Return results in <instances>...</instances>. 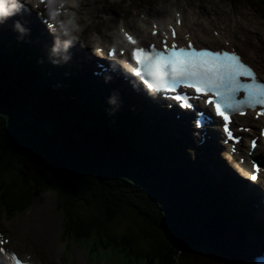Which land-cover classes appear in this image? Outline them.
<instances>
[{
    "label": "trees",
    "instance_id": "16d2710c",
    "mask_svg": "<svg viewBox=\"0 0 264 264\" xmlns=\"http://www.w3.org/2000/svg\"><path fill=\"white\" fill-rule=\"evenodd\" d=\"M9 74L10 72L0 64V87L5 89L0 91L4 102L12 104L11 109L18 111L17 114L28 110L39 127L43 120H47L56 125V130L49 136L40 132L38 128L29 126L26 116H24L26 122L23 117L21 120H15L11 118L12 115L4 114V111L0 110V170L21 171L25 180H31L40 187L45 185L46 188L56 190L63 202L70 198L68 194L71 193V182L76 178L79 185H76L74 192L88 190L90 195L84 197L86 207L93 208V216L96 215L103 220L109 218L118 209H124L118 198L107 191L115 183L112 173H116L118 169L108 156L114 158V154H111L115 152L112 147H119V140L113 136L109 142L105 134L100 133L86 136L78 142L69 126L65 124L66 111L60 96H50V91L38 93L36 84L31 89L23 87L18 89L13 85L16 84L14 81L13 84L9 83L7 79ZM23 86L29 88L30 84ZM41 148L45 154L41 152ZM22 153L24 155L21 156ZM129 154L138 153L129 152ZM15 182L21 184L20 181ZM162 183L166 185L165 180ZM29 199L30 194H25L21 200ZM171 206L175 212H171V209L167 212L162 210L172 221H175L177 219L175 216H178L177 209L174 204ZM141 209L143 210V207ZM139 223L142 230L154 235L155 244L158 246L174 250V245L179 244L171 236L173 234L171 227L168 229L172 233L163 231L162 221L149 220ZM165 234L169 240L166 239Z\"/></svg>",
    "mask_w": 264,
    "mask_h": 264
},
{
    "label": "snow or ice",
    "instance_id": "6c2138e0",
    "mask_svg": "<svg viewBox=\"0 0 264 264\" xmlns=\"http://www.w3.org/2000/svg\"><path fill=\"white\" fill-rule=\"evenodd\" d=\"M125 35L131 44H137L131 35L127 33ZM153 35L156 33L153 32ZM174 37L175 31L173 30ZM162 43L163 48L150 45L133 49L132 57L138 65L136 74L144 77L148 82V87L157 91L165 87L175 90L184 86L194 89L198 96H208L206 103L213 105L217 115L223 118L224 130L229 139L233 137L228 128L230 116L225 109L236 110L241 106L253 108L257 105L264 106V82L257 81L255 72L241 62L235 52L198 50L192 47L191 43L187 47H177L175 43L168 47L167 37ZM149 68L152 71H147ZM242 76L251 78L252 82H242L240 80ZM149 77L155 83L149 82ZM242 91L246 93V96L238 99ZM173 98L180 102L181 107H191L187 97L178 95ZM259 114L264 115V112ZM3 251L4 249L0 248V252ZM11 258L14 264H20L15 253L11 254Z\"/></svg>",
    "mask_w": 264,
    "mask_h": 264
},
{
    "label": "bare ground",
    "instance_id": "6f19581e",
    "mask_svg": "<svg viewBox=\"0 0 264 264\" xmlns=\"http://www.w3.org/2000/svg\"><path fill=\"white\" fill-rule=\"evenodd\" d=\"M20 4L23 5V8H24L25 10L30 11L28 5L23 4V3H20ZM22 11H23V10H22ZM37 23H38L39 25H41V23H39V22H37ZM39 39H40L41 41L44 40L43 35L40 34V35H39ZM261 43H262V42H261ZM247 44L250 46V45H251V42H248ZM80 48L83 49L82 47H80ZM1 53H2V52H1ZM78 54H80V53L78 52ZM261 63H262V61H261ZM113 89H114V88H110V90H113ZM113 91H114V90H113ZM115 94H116V96H117V95L119 94L118 91H116ZM183 95H185L184 92H183ZM172 97H175V95H173ZM104 98H105L106 100H109V96H105ZM90 100L92 101L93 98H91ZM172 101L175 102L174 100H172ZM61 109H62V108H61ZM149 148H150V147H149ZM144 152H145V153H148L147 150H144ZM209 157H210V156H209ZM211 159H212V158H211ZM215 159H216V158H215ZM215 159H213V160H215ZM229 168H230V167H229ZM230 169H231V168H230ZM231 170H232V169H231ZM223 172H225V173L228 175V176H227V179H230V181H232L233 176L230 175V174H228V172H226V171H224V170H223ZM160 181L163 182L164 180H163V179H159V180L157 181V183L160 184ZM164 185H165V184H164ZM196 185H199V187H201L199 183H197ZM233 189H234V191H235V187H233ZM244 192H246V188L244 189ZM246 196H247V195H246ZM38 204H39V203H37V204L35 205L36 208H39ZM159 208H160V207H159ZM144 210H145V209L143 208L142 211H144ZM171 212H175V211L172 209ZM35 216H37V219H38V220L34 219ZM171 216H172V215H171ZM41 219H42V221H45L44 217H41ZM173 219L175 220V217H174V216H173ZM39 220H40V219H39L38 211H32L30 217H28V218L24 217V219H22L21 222H19L18 224H15V225H14V228H15V230H16L19 234H22L23 231H25V230H31V229H30V224H31V225H34L35 227L38 228V229L35 230V232L37 233V236H36L37 241H38L39 243H41L42 240H44V241H45V246H46V248L49 249L51 252L57 253V250L55 249V248H56V247H55L56 243H54L53 245L49 244V242H48V237H49V235H48V229H47L43 224L39 223ZM256 223H258V222H256ZM257 226H258V224H257ZM262 234H263V232H262ZM9 236L11 237L12 240H14V242H15V241H16V242H17V241L22 242L21 239H20V237H14L13 235H9ZM198 242L201 243L202 245H204L203 242H205V243H207V244H210V243H212V240H211L208 236H201V238L198 240ZM13 244H15V243H13ZM111 245L114 246L115 243L112 242ZM248 246L254 247V244H250V245H248ZM205 247H208V246H205ZM21 252H22L24 255L29 256L30 258H35V256H36V251L34 250L33 246H30V245H28V244H27V245L23 244V248H22ZM238 252H239V251H238ZM74 253L78 256L79 259L81 258V255H80L78 252H75V250H74ZM239 255L242 256L240 253H239ZM147 262H148V261L145 260V263H147ZM195 262L201 264V262H200L199 260H195ZM84 263H85V262H84Z\"/></svg>",
    "mask_w": 264,
    "mask_h": 264
},
{
    "label": "clouds",
    "instance_id": "9594fccd",
    "mask_svg": "<svg viewBox=\"0 0 264 264\" xmlns=\"http://www.w3.org/2000/svg\"><path fill=\"white\" fill-rule=\"evenodd\" d=\"M23 9V5L18 2V0H0V22L3 20L17 14L19 11ZM72 25V30H79V26L75 24L74 21L69 22ZM14 27L19 28V22L17 21ZM65 34H70L66 29ZM71 39H75V37H71ZM71 41H69L70 43Z\"/></svg>",
    "mask_w": 264,
    "mask_h": 264
},
{
    "label": "rangeland",
    "instance_id": "374dc122",
    "mask_svg": "<svg viewBox=\"0 0 264 264\" xmlns=\"http://www.w3.org/2000/svg\"><path fill=\"white\" fill-rule=\"evenodd\" d=\"M263 1H264V0H263ZM19 114H20V113H19ZM22 116H24L23 113H22ZM26 140L28 141L27 138H26ZM34 151H36V150H34ZM41 152L45 154L44 151H41ZM78 182H79V181H78ZM78 185H79V183H78ZM36 202H38V203H42V201H36ZM35 205H36V203H35ZM35 205H34V209H33V211H38L39 208H36ZM28 217H29V216H28ZM28 217H26V218H28ZM34 219L38 220V219H37V216H35ZM7 225H8V228L10 229V226H11V225H10L9 222L7 223ZM25 238H27V239H32V236H31L30 234H26V235H25ZM203 243H204L203 246H211V245H212V243H210V244H207V243H205V242H203ZM237 251H238V250H237ZM66 254H67L68 256H70V257H73V253H72L71 247L66 251ZM233 255L239 259V256H240V255H238L237 253H234Z\"/></svg>",
    "mask_w": 264,
    "mask_h": 264
},
{
    "label": "water",
    "instance_id": "95a60500",
    "mask_svg": "<svg viewBox=\"0 0 264 264\" xmlns=\"http://www.w3.org/2000/svg\"><path fill=\"white\" fill-rule=\"evenodd\" d=\"M166 239H168V238H166Z\"/></svg>",
    "mask_w": 264,
    "mask_h": 264
}]
</instances>
